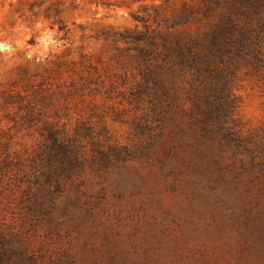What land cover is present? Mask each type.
I'll return each mask as SVG.
<instances>
[{"label": "rangeland", "instance_id": "rangeland-1", "mask_svg": "<svg viewBox=\"0 0 264 264\" xmlns=\"http://www.w3.org/2000/svg\"><path fill=\"white\" fill-rule=\"evenodd\" d=\"M209 1L4 0L9 11L0 20V36H13L11 28L18 19L34 28L43 18L63 45L58 51H50L41 62L35 57L26 58L27 47L12 56H0V240L26 235L32 247L44 250L47 257L73 246L80 261L85 262L86 258H97L89 252L92 241L107 250L115 244L122 245L117 241H126L129 234L133 241L139 239L134 244L140 246L145 245V232L154 230L152 223L158 225L157 231L162 230L159 225L165 222L166 213L173 212L180 200L159 180L156 159L146 153L141 155L148 138L137 133L135 122L149 107V99L140 101L137 97L144 68L139 51L145 45L125 37L140 33L200 35L206 30L204 22L170 29L166 20L185 8L198 10ZM119 8L135 11L129 12L130 19L121 20L116 15ZM222 13L221 9L216 10L211 22H218ZM256 27L264 52V21ZM239 66L232 83L235 118L242 132L249 135L264 127V78L243 62ZM190 107L189 104L185 108ZM88 131L92 136H85ZM55 133L74 143L85 157L82 170L65 183L61 198L76 196L77 191H92L98 209L96 220H83L80 215L78 222L70 213L63 217L68 204L62 199L55 201L52 223L29 214L34 198L48 180L49 158L45 152L47 147L52 148L50 135ZM110 147L129 152L133 160L112 164L110 174L101 178L102 168L93 166L92 161L100 162L98 151H108ZM123 176L135 179L137 186L128 185L124 192L97 199L101 186L115 183L117 188V180ZM145 199H150L149 206L144 203L150 212L139 213ZM147 214L154 215L156 222L149 221ZM105 230L109 232L107 244L103 238ZM95 231L99 234L91 237ZM222 240V246L220 240L212 239L203 241V245L217 248L225 256L228 242ZM203 245L192 240L188 248L177 253L182 259L177 255L172 259L181 264H197V252ZM240 255L235 252L236 257Z\"/></svg>", "mask_w": 264, "mask_h": 264}, {"label": "trees", "instance_id": "trees-1", "mask_svg": "<svg viewBox=\"0 0 264 264\" xmlns=\"http://www.w3.org/2000/svg\"><path fill=\"white\" fill-rule=\"evenodd\" d=\"M209 3L198 10L185 8L166 20L170 29L204 22L206 30L200 35L140 33L125 37L145 45L139 51L144 68L137 97L140 101L149 99V107L135 127L139 135L148 138L141 155L156 159L159 180L180 200L175 210L165 215L168 227L162 222V230L157 231L158 225L152 223L155 233L145 232V245L140 246L134 244L139 239L133 241L129 234L126 241H117L122 245L107 250L92 241L89 252L97 258H86L85 262L80 261L73 246L47 257L44 250L32 247L26 235L16 234L11 240H0V264H181L172 257L182 259L177 253L188 248L190 241L203 245V241L220 240L222 246V238L228 242L225 256L204 244L197 252V264H264V127L249 135L242 132L232 94L235 70L241 62L264 78V52L256 27L264 21V0ZM218 9L223 13L213 23ZM189 104L190 109H186ZM50 136L52 148L47 147L45 152L49 158L48 180L34 198L29 214L52 223L55 201L62 199L68 204L63 217L70 213L78 222L80 215L83 220H96L98 209L92 191H77L76 196L61 198L65 183L82 170L85 157L74 143L56 133ZM85 136L92 135L88 131ZM99 145L95 142L98 149ZM122 150L110 147L98 151L102 160L93 159L92 165L102 168L101 178L110 174L112 164L133 160ZM128 185L135 187L137 181L120 177L117 188L115 183L101 186L97 199L124 192ZM146 202L149 206L150 199L142 202L139 213L150 212L144 206ZM145 217L156 222L154 215ZM96 234L99 232L91 237ZM108 235L105 230L106 244ZM85 248L89 250V245ZM237 251L239 257L235 256ZM163 252L171 259H166Z\"/></svg>", "mask_w": 264, "mask_h": 264}, {"label": "clouds", "instance_id": "clouds-1", "mask_svg": "<svg viewBox=\"0 0 264 264\" xmlns=\"http://www.w3.org/2000/svg\"><path fill=\"white\" fill-rule=\"evenodd\" d=\"M12 2L14 3V0H12ZM156 2L158 3L159 0H156ZM8 11L9 4L5 3L4 0H0V20H2L3 15ZM130 11H135V8L131 10L119 8L116 9V15L121 18V20L123 18L130 19ZM100 14H103V10H101ZM83 22V20H78V23ZM11 32L13 36L8 38L0 36V56L4 54L12 56L16 52L22 51L27 47L28 51L26 52V58L32 60L33 57H35L37 62H41L47 57L50 51H58L63 45L62 41L56 39L57 33L47 26V22L44 21L43 18L34 25V28L29 26L26 21L18 19L15 26L11 28ZM29 41L34 42L29 44ZM162 255H164L166 259H171L167 252H163Z\"/></svg>", "mask_w": 264, "mask_h": 264}]
</instances>
